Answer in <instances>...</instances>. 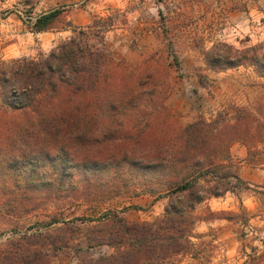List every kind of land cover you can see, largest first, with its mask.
Instances as JSON below:
<instances>
[{
	"label": "rangeland",
	"instance_id": "374dc122",
	"mask_svg": "<svg viewBox=\"0 0 264 264\" xmlns=\"http://www.w3.org/2000/svg\"><path fill=\"white\" fill-rule=\"evenodd\" d=\"M54 10L63 13L51 29L34 32L31 18ZM73 37L103 51L108 64L104 87L89 98L91 107L80 108L83 123L66 141L34 144L32 156L23 143L12 145L24 125L4 126L9 116L0 97V252L36 235L52 264L110 255L88 240L90 221L103 214L127 223L163 216L168 200L145 192L137 165L161 156L160 148L169 156L165 151L179 145L175 132L200 120L232 124L241 110L264 115V77L248 66L211 69L205 57L219 45L264 44V0H0V72L44 58ZM118 101L122 107L111 110ZM251 148L254 164L245 145L230 147L244 185L197 207L196 257L183 264H264V136ZM33 156L41 160L33 179L50 183L24 185L22 163ZM66 159L72 163L64 170Z\"/></svg>",
	"mask_w": 264,
	"mask_h": 264
},
{
	"label": "trees",
	"instance_id": "16d2710c",
	"mask_svg": "<svg viewBox=\"0 0 264 264\" xmlns=\"http://www.w3.org/2000/svg\"><path fill=\"white\" fill-rule=\"evenodd\" d=\"M62 13L54 10L41 14L32 29L36 33L49 31ZM205 57L211 69L224 71L248 66L264 77V44L244 50L219 45ZM106 64L103 51L73 37L44 58L18 60L2 68L0 97L4 114L9 116L4 126L21 130L24 125L19 138L11 140L12 145L23 143L32 156L34 144L66 141V134L83 123L77 117L80 108L91 107L93 101L89 98L104 87ZM118 102L111 110L122 107ZM102 112L108 115L105 108ZM83 113V118H88ZM18 118H24L25 123ZM85 122V127L93 123L90 119ZM220 124L201 120L191 124L173 134L179 145L165 151L169 156H162L164 148H160L161 156L138 163V170L145 176L142 186L145 192L156 199L168 200L163 216L153 222L127 223L117 213L108 212L91 220L90 245L107 246L113 252L87 264H183L185 257L195 259L194 240L200 237L195 234V226L203 221L195 215L197 207L244 185L238 174L239 165L232 161L230 147L236 142L245 145L246 161L254 164L251 145L256 136H264V115L258 119L241 110L234 123L221 127ZM15 156L19 161L20 156ZM45 158L49 160L48 155ZM40 161L33 156L22 163L24 185L35 187V180L39 182L33 178ZM70 163L66 159L61 168L67 169ZM36 237L24 235L14 240L0 252V264H52L49 246L36 242Z\"/></svg>",
	"mask_w": 264,
	"mask_h": 264
},
{
	"label": "built area",
	"instance_id": "2783aa9c",
	"mask_svg": "<svg viewBox=\"0 0 264 264\" xmlns=\"http://www.w3.org/2000/svg\"><path fill=\"white\" fill-rule=\"evenodd\" d=\"M29 19H30V18H29ZM36 19H37V18H31V20H33L34 22L36 21ZM34 22H33V23H34ZM33 23H32V24H33Z\"/></svg>",
	"mask_w": 264,
	"mask_h": 264
}]
</instances>
